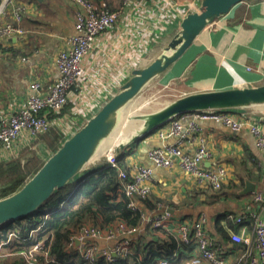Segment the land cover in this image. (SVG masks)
<instances>
[{
	"label": "crops",
	"instance_id": "crops-1",
	"mask_svg": "<svg viewBox=\"0 0 264 264\" xmlns=\"http://www.w3.org/2000/svg\"><path fill=\"white\" fill-rule=\"evenodd\" d=\"M24 1L27 2V12L19 25L25 32L0 38V118L14 114L26 104L31 82L40 83L41 93L50 89L60 75L55 56L68 47L67 39L76 33L77 5L74 0ZM94 1L106 2L111 10L119 13V17L112 27L97 36L85 56V74L79 83L70 88L69 104L60 112L51 114L57 125L43 135L25 132L19 138L21 150L17 156H8L0 148V162L18 158L23 165H34L38 161L42 166L56 151L54 147H60L84 124L131 76L135 68L148 64L162 52L180 29L184 16L196 11L201 3V0H134L127 4L121 0ZM11 21L6 15L0 17V23ZM155 81L162 84L169 82L175 88L178 86L179 89H173L178 95L263 84L264 0H244L216 19L175 64L151 83ZM247 110L252 114L264 115V107ZM174 120L182 124V131L187 130L182 138L173 134L161 135V130L164 134L170 132L173 122H169L121 153V156L125 155L123 159L129 168L134 164L153 168L150 202L140 204L145 220L137 226L138 232L131 235L132 241L139 232H142L144 239L152 238L154 233L164 237L162 232L154 230L149 220L170 209L176 219L185 218L190 223L201 214H206L205 232L211 246L220 257L237 264L247 246L232 240L234 231L251 239L250 247L256 250L251 228L236 224L233 217L253 201L255 192H264V152L256 148L254 137L248 130L236 132L221 122L201 120L189 113L179 115ZM179 139L191 154L202 143L206 146L211 156L205 160V167L220 164L229 169L222 190L205 188L197 177L178 165L163 168L149 159L150 150L174 144ZM114 149V144H111L99 150L92 166L103 169L104 158ZM247 179L256 184V190L249 194L242 193ZM81 187L79 183L76 184L72 195ZM224 214L234 222L232 226H227L226 220L223 221L229 234L227 239L217 230V221ZM82 224L103 227L110 223L101 224L86 219ZM174 227L171 224L162 228L178 243L170 258L177 259V264H187L186 261L197 249L196 245H181L175 232H172ZM76 243L79 246L95 243L105 253L112 251L115 241L86 239ZM21 252L14 251L9 257L16 259L23 255ZM24 263L25 260L21 264ZM204 264L212 263L206 260Z\"/></svg>",
	"mask_w": 264,
	"mask_h": 264
},
{
	"label": "built area",
	"instance_id": "built-area-1",
	"mask_svg": "<svg viewBox=\"0 0 264 264\" xmlns=\"http://www.w3.org/2000/svg\"><path fill=\"white\" fill-rule=\"evenodd\" d=\"M77 5L76 33L67 39L68 47L61 50L55 56V64L59 71V77L52 83L46 93H41V85L37 81L30 83V93L26 104L14 114L0 118V148L8 156H17L21 150L19 138L30 132L34 135H43L57 125L52 113L63 110L69 104V90L79 83L85 74L83 60L90 52L91 47L102 32L112 27L118 20L119 13L111 10L104 1L97 3L94 0H74ZM124 4L134 0H121ZM27 2L24 0H0V17L6 15L11 22L0 23V38L13 34H23L24 28L19 25L23 20ZM192 116L206 121L221 122L232 130L239 132L248 130L254 137L255 146L264 152V115H256L248 110L233 111L228 109H203L189 113ZM173 122L170 132L162 136L185 134L179 121ZM149 159L157 166L170 168L180 166L186 172L197 177L205 188L220 191L225 179L229 175V169L223 165L205 167L204 162L211 156L206 146L202 143L195 153H188L183 147V141L164 147H156L148 152ZM109 163L103 168L118 166V158L108 155ZM153 168L144 164H134L128 171L119 170V187L117 195L128 196L131 201L129 206L137 208L135 198H145L151 194V181ZM234 222L239 225L249 226L256 240V250L251 249V239L238 232H233L232 240L247 246L237 264H264V192H255L254 199L243 210L236 213ZM145 216L143 214V219ZM153 228H167L175 225L172 232L181 245H196V251L187 264H204L206 260L212 264H232L218 255L205 232L207 215L190 223L187 219H176L175 216L166 212L150 218ZM41 227L31 231L28 240H31V249L24 253V264H64L60 263L50 254L46 246L48 235L38 237ZM138 230L137 226H129L125 222L115 220L114 223L103 227L80 225L79 229L71 236L68 242V252L78 254L86 263L103 258L105 262H114L123 254L130 252L133 244L131 235ZM192 230H194L192 232ZM10 238H20L18 234L11 233ZM86 239H104L115 241L112 251L101 252L95 243H87L84 246L77 245ZM2 245V244H1ZM1 247V246H0ZM0 256H2L0 254ZM38 257H41L38 258ZM157 264H175L169 258H162Z\"/></svg>",
	"mask_w": 264,
	"mask_h": 264
},
{
	"label": "water",
	"instance_id": "water-1",
	"mask_svg": "<svg viewBox=\"0 0 264 264\" xmlns=\"http://www.w3.org/2000/svg\"><path fill=\"white\" fill-rule=\"evenodd\" d=\"M242 1L201 0L196 11L184 16L180 29L159 55L148 64L135 68L118 90L63 141L21 188L0 198V227L34 213L57 190L97 169L91 163L102 148L114 144V151L110 150L108 155L119 158L127 147L143 140L179 115L203 109L236 111L264 107L263 83L177 95L175 99L149 112L136 114L127 110L155 78L165 73L185 54L206 27ZM133 121H139L133 127V132L124 133V138L115 142L112 136L117 130L123 124L126 129ZM108 155L104 158V166L110 161ZM255 190L256 184L247 179L242 193L249 194Z\"/></svg>",
	"mask_w": 264,
	"mask_h": 264
},
{
	"label": "trees",
	"instance_id": "trees-1",
	"mask_svg": "<svg viewBox=\"0 0 264 264\" xmlns=\"http://www.w3.org/2000/svg\"><path fill=\"white\" fill-rule=\"evenodd\" d=\"M58 137L57 134L56 139ZM58 147H54V150H57ZM124 156L123 154L118 158V166H110L102 170L96 169L87 173L80 180H74L69 185L57 190L34 213L0 227V246L5 249L9 248L11 252L26 253L31 249V240L27 239L28 236L31 231L41 227L38 237L49 236L45 244L49 247L50 254L60 263L157 264L160 259L169 258L171 262L177 264V259L170 258V255L177 248L178 243L169 232L161 227H156L154 230L162 232L164 237L154 233L152 238L144 239L142 232H139L130 247V252L123 254L114 262H105L103 258H98L97 261L86 263L80 255L68 252V242L71 236L86 219L101 224L112 223L115 220L123 221L129 226L142 224L143 212L140 204H148L151 194L145 198H135L136 209L129 206L131 199L128 196L124 195L119 198L117 195L119 170L128 171L130 169L123 159ZM41 164L37 161L34 165L31 163L23 165L18 158L0 162V198L21 188L30 176L41 167ZM78 183L82 187L72 195V191ZM226 215L219 217L217 230L223 238L227 239L229 234L223 221L226 220L227 226H232L234 222ZM11 233L18 234L20 238H10ZM38 258L41 259V257ZM16 259H18V264H21L25 260V256L20 255Z\"/></svg>",
	"mask_w": 264,
	"mask_h": 264
},
{
	"label": "rangeland",
	"instance_id": "rangeland-1",
	"mask_svg": "<svg viewBox=\"0 0 264 264\" xmlns=\"http://www.w3.org/2000/svg\"><path fill=\"white\" fill-rule=\"evenodd\" d=\"M176 88L179 89L178 86ZM176 88L169 82H164V84H162L160 81H155L154 83H151L146 87V89L129 105V107H127V110L129 113L138 114L157 109L164 103L171 101L177 97L179 93H177L176 91L175 93L173 90H176ZM131 110L133 112H130ZM138 122L139 121H133V123H131V125L125 129V133H132L134 129L132 128L133 125L137 124ZM119 131L123 132V129L121 128ZM119 131L112 136L113 139H116L118 133H120ZM122 138H124V135L122 136ZM13 253L14 252H11L9 248H1L0 254L2 256H0V264H17L18 259L9 257Z\"/></svg>",
	"mask_w": 264,
	"mask_h": 264
},
{
	"label": "bare ground",
	"instance_id": "bare-ground-1",
	"mask_svg": "<svg viewBox=\"0 0 264 264\" xmlns=\"http://www.w3.org/2000/svg\"><path fill=\"white\" fill-rule=\"evenodd\" d=\"M135 126V124L133 125V127ZM132 127V128H133ZM123 129V132H120L119 130L120 129ZM118 131L120 132V133H118V135H117V137H116V139H115V142H118L121 138H122V136L124 135V133H125V124H123L119 129H118ZM117 131V132H118ZM100 170H102V169H100Z\"/></svg>",
	"mask_w": 264,
	"mask_h": 264
}]
</instances>
